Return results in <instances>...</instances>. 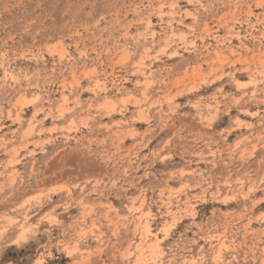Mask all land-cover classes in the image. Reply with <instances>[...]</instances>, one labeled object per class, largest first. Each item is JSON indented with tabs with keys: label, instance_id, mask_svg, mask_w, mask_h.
<instances>
[{
	"label": "rangeland",
	"instance_id": "1",
	"mask_svg": "<svg viewBox=\"0 0 264 264\" xmlns=\"http://www.w3.org/2000/svg\"><path fill=\"white\" fill-rule=\"evenodd\" d=\"M0 264H264V0H0Z\"/></svg>",
	"mask_w": 264,
	"mask_h": 264
}]
</instances>
